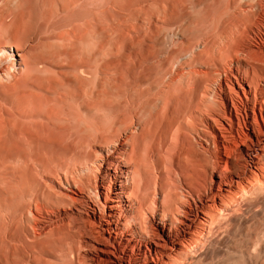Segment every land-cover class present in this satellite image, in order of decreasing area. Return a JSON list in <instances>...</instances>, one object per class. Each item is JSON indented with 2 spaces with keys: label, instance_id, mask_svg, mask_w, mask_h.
I'll return each mask as SVG.
<instances>
[{
  "label": "bare ground",
  "instance_id": "6f19581e",
  "mask_svg": "<svg viewBox=\"0 0 264 264\" xmlns=\"http://www.w3.org/2000/svg\"><path fill=\"white\" fill-rule=\"evenodd\" d=\"M82 1L0 0V81L23 67L29 75L55 71L53 79L0 88L5 157L17 160L36 143L51 149L45 188L28 172L16 175L11 186L22 189L0 193V221L8 211L38 235L64 238L58 250L72 257L68 264H206L219 244L210 238L227 220L249 222L233 212L249 211L250 195L264 208V0H227L231 23L169 79L168 65L187 47L163 58L157 77L141 55L142 75L124 79L137 63L133 53H116L109 21L128 0L105 3L86 22L74 16ZM223 55L227 69L218 65ZM174 128L191 142L181 135L174 146ZM164 149H175L166 156L173 176L152 183L149 170L161 169ZM31 194L35 208L24 202ZM238 262L232 252L224 264Z\"/></svg>",
  "mask_w": 264,
  "mask_h": 264
},
{
  "label": "rangeland",
  "instance_id": "374dc122",
  "mask_svg": "<svg viewBox=\"0 0 264 264\" xmlns=\"http://www.w3.org/2000/svg\"><path fill=\"white\" fill-rule=\"evenodd\" d=\"M83 1L86 5L83 4L84 6H80L81 9L79 7V11H76L74 16L85 18L82 22H86L91 15H97L109 1L112 3L114 0ZM226 4L227 0H128L127 3H125V11L123 10L122 13H119L120 15L112 16L113 18L110 17L111 19L109 21L111 23L109 26L111 31H113V43L116 53H123L125 50L130 54L133 53L132 58L135 59L137 63V67L136 65H131L134 68L131 69L127 78L125 77L124 79H139L140 75H142V70L139 67V57L141 55L147 58L148 64L150 65L151 69L147 72H150L153 77H157L160 62L168 58L173 52H182L187 47L185 53L179 55L178 58L168 65L170 74L162 79H169L174 69L181 65L186 66L187 62L190 64L198 54H205L204 51H206L207 45L217 37L223 27L231 23V15L226 13L227 11L225 10ZM99 22L102 23V20ZM155 37L164 38H162L161 45L155 43ZM169 52L170 54H168ZM69 53L70 50L68 51V54ZM193 54H196V56L193 57ZM219 59L218 65L227 69L230 65L229 58L223 55V57H219ZM205 61L214 67L215 64L213 61L207 59ZM20 69L18 72L17 69L16 71H12L13 74H15L13 79L0 81V88L14 91L16 87L23 86L27 80L38 82L43 79H53L55 75L54 68H45L44 66L39 67V70L32 75L27 73L25 67ZM30 76L31 79H29ZM182 120L189 127L197 129L200 126V123L193 118L184 117ZM2 127V123H0V130ZM163 127L164 119L163 116L160 115L158 131L163 129ZM8 128L12 129V126L10 125ZM177 130L179 129L174 128L171 130L169 139L171 142L172 138L174 146H178L179 138L177 137L181 135L187 136L186 143L191 142L192 139L186 132L182 133V131L179 130L181 131L179 133ZM153 143L152 137L149 136L146 138L145 146L147 149H151ZM1 144L2 142L0 140V160L2 161H0V174L4 179H10L9 181L5 179L6 183L9 182L10 185H8L9 183L3 184L1 182L3 178H0V183L2 184L0 185V193H20L22 187L15 184V186H11V184L16 183L14 180H16L20 174H26L27 172L31 175L35 183L44 189L46 179H48V174L50 173L48 166V157L51 154L50 147L44 146L42 143L27 146L20 151L17 161L13 158L5 157L6 154L11 151L10 143ZM169 150L170 149H164L162 151L165 160L163 159L162 161L161 169L152 166L149 170V177L152 179V183L154 181L153 178L156 179L158 175L165 177L173 176V170H170L172 166L166 156L169 154L172 155L175 149L174 151L170 150L172 152ZM168 166L169 170H167ZM8 171L10 172L9 174ZM151 172H153V174ZM16 175L17 178H15ZM178 177L183 179L182 175H178ZM177 184L179 190L183 189V186L189 188L183 184L182 186L180 182ZM249 199L254 203L249 211L244 212V210H236L233 212L234 216L245 215L249 218V222L236 225L230 220H227L223 224L220 233L210 238L214 239L218 237L217 241L219 244L216 245V252L218 253L215 252L211 254L206 264H224L227 257H229V254L232 252H235L241 258V262H238L239 264H243V260L249 258H257L258 264H264V208L260 202H256L255 195H250ZM245 201L246 200H244V202ZM24 202L32 208H35L37 203L35 196L32 194L25 198ZM245 203H248V201ZM18 217L19 215L14 218L8 211L2 213V222L0 221V264H66L67 262L69 263V261L71 262V256H62V253L58 250V247L61 244L63 245L62 241L65 240L64 238L56 237V239L52 241L45 233L38 235L34 233L35 228H32L33 225L31 223V225L26 224L23 226L17 220ZM226 217L229 218L228 215ZM58 253L59 255L61 254V258L63 259L57 255Z\"/></svg>",
  "mask_w": 264,
  "mask_h": 264
}]
</instances>
